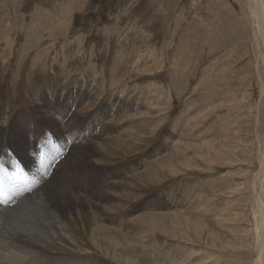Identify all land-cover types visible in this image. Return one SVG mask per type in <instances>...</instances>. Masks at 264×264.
Here are the masks:
<instances>
[{
  "label": "rangeland",
  "instance_id": "374dc122",
  "mask_svg": "<svg viewBox=\"0 0 264 264\" xmlns=\"http://www.w3.org/2000/svg\"><path fill=\"white\" fill-rule=\"evenodd\" d=\"M247 2L0 0V209L50 184L92 202L38 249L3 247L1 217L0 257L254 264L264 47Z\"/></svg>",
  "mask_w": 264,
  "mask_h": 264
},
{
  "label": "bare ground",
  "instance_id": "6f19581e",
  "mask_svg": "<svg viewBox=\"0 0 264 264\" xmlns=\"http://www.w3.org/2000/svg\"><path fill=\"white\" fill-rule=\"evenodd\" d=\"M247 4H248V11H250V15H252V19H253L251 31L255 36L254 45L258 49L259 45H260V48H261V45L262 47H264V0H248ZM242 30L240 28V31ZM262 150L263 151H260L258 154V159H260L259 160L260 161L259 176L261 177L260 187H259L260 195H259V200H258L260 208H259L258 215L260 216L261 223L264 226V149ZM47 174L48 173L42 176L37 174L34 177V179L35 180L38 179V181L40 182L41 180H45L48 178ZM54 186L55 185L50 184V187L47 186L46 189L43 190V192H39L36 195L29 196L27 198H25L26 195L23 193L21 195L19 194L14 195L13 197L10 196V198H12L11 201H12V207L14 208V210L10 212L9 209H7L6 207L3 210L0 209V221H2V218H4L8 220L9 222V225H7L9 227L7 228V230L9 231L10 237H6L5 241L2 244L3 247H7L12 250H20L18 246H15V244L18 242V244L21 247L22 246L27 247V248L33 247L37 249L43 248L45 244H49L50 240L53 239V234H52L53 230L60 231L61 226L63 227V224L61 223L62 217H63V216L61 217L62 213L64 214L69 213L72 209H76V207H79V206L84 207L85 204L88 206L92 204L91 201L85 198H84L85 199L84 201L80 202L77 198L78 196L73 195V194L65 193V195H61L63 191L54 188ZM41 187L42 186H40V188ZM33 188L35 187H32V189ZM84 194H87V193H84ZM100 196L101 197L96 198L97 201L101 202V201H105V199L109 200V197H108L109 195L108 196L100 195ZM62 197H65V198H62ZM53 208H55L56 211ZM52 209L54 210V213L52 212ZM49 213L53 214V218H51ZM138 220L144 221L146 219L141 217V218H138L136 221ZM2 233L3 232H0V235H2ZM13 236L14 237L16 236L15 238L17 241L12 240ZM257 239H258V242L256 241L257 242V250H256L257 252L256 251L255 252L257 253L258 257L255 259L254 264H264V229L261 231V234L257 236ZM24 242H28V243H24ZM2 253L5 254V252H2L0 250V255ZM11 254L12 253L10 252L8 256H5L6 258H3V256L0 257V264H25V262L26 264H31L32 262L33 264H45V261H43L41 256L35 255V258H33V261H29V260L25 261L26 257H21L22 259H20L19 256L17 255L12 256Z\"/></svg>",
  "mask_w": 264,
  "mask_h": 264
},
{
  "label": "snow or ice",
  "instance_id": "6c2138e0",
  "mask_svg": "<svg viewBox=\"0 0 264 264\" xmlns=\"http://www.w3.org/2000/svg\"><path fill=\"white\" fill-rule=\"evenodd\" d=\"M18 194H19L18 192L11 193V195H18ZM3 203H6V200L4 199L3 194L0 193V204H3Z\"/></svg>",
  "mask_w": 264,
  "mask_h": 264
}]
</instances>
